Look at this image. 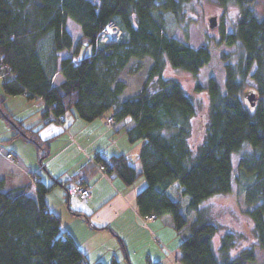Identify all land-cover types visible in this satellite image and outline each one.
Segmentation results:
<instances>
[{"label":"trees","instance_id":"16d2710c","mask_svg":"<svg viewBox=\"0 0 264 264\" xmlns=\"http://www.w3.org/2000/svg\"><path fill=\"white\" fill-rule=\"evenodd\" d=\"M256 2L217 0L222 9L237 8L233 28L225 31L221 23L216 42L234 49L219 55L224 92L215 79L207 80L208 120L193 150L189 139L195 103L179 81L162 75L166 60L196 75L211 58L208 44L193 47L165 31L166 18L181 21L189 0H0V54L8 70L0 75L4 92L39 99L43 118L52 120L67 112L86 122L110 114L114 132L123 130L131 143L143 140L136 158L98 150L92 161L126 186L144 180L135 195L137 213L140 219L153 213L169 221L180 237L182 264H252L255 248L264 250V13L255 15ZM67 20L79 27L76 41ZM109 21L121 29L111 43L99 37ZM145 56L151 63L139 90L120 98L126 88L120 71L131 59ZM249 76L257 82L253 89H248ZM250 92L252 101L246 98ZM0 116L12 137L35 145L42 166L47 140L13 117L3 97ZM232 153L250 180L240 192L254 240L238 247L244 234L226 231L215 249L213 236L221 225L200 202L231 190ZM33 179L8 189L0 179V264H87L45 201L53 186L67 190V181ZM64 196L68 205V193ZM71 212L89 222L88 213ZM109 264L118 262L113 258Z\"/></svg>","mask_w":264,"mask_h":264},{"label":"crops","instance_id":"0c3cea01","mask_svg":"<svg viewBox=\"0 0 264 264\" xmlns=\"http://www.w3.org/2000/svg\"><path fill=\"white\" fill-rule=\"evenodd\" d=\"M2 80L0 76V97L6 102L8 99L21 100L28 105V110L31 109L25 113L22 112L24 110L11 112L13 117L20 119L26 127L37 130L40 139L47 140L49 150L45 159L47 168L43 175L36 164V159L39 158L37 150L31 163H25L21 153L14 147L4 151V155L7 152L12 153L14 170L10 173L12 175L9 181L0 176L3 188L33 183V175L46 184L51 176L58 177L60 181H67V187L76 179L82 178L83 184L90 190L88 197L76 199L73 195L71 197L75 193L66 190L68 205L63 207L55 199L56 194L54 198L49 192L45 195V201L59 215L61 228L72 236L83 252L87 264L97 261L109 264L113 258L118 264H182L179 261L178 248L180 237L169 221L155 217L147 220L146 224L141 222L135 206V195L144 186V180L139 178L134 184L126 186L119 178L107 177L92 161L94 152L98 150L110 154L123 153L130 158H136L142 143L135 141L131 144L123 130L114 132L111 124L105 123L106 115L86 122L74 112H67L63 122L66 130L60 132L62 129L56 120L43 118V104L39 99H27L23 94H6L2 88ZM32 115L34 117L29 122ZM72 151L75 152L73 157L67 158L68 152ZM59 157L63 160L58 162L62 168L55 170L53 163ZM33 194L34 186L29 191V195ZM71 210L88 213L89 222L74 215ZM118 238L123 243L124 251Z\"/></svg>","mask_w":264,"mask_h":264},{"label":"rangeland","instance_id":"374dc122","mask_svg":"<svg viewBox=\"0 0 264 264\" xmlns=\"http://www.w3.org/2000/svg\"><path fill=\"white\" fill-rule=\"evenodd\" d=\"M91 1L94 3L98 2V0ZM263 3L264 0H257L254 7L255 15L258 18L263 16ZM210 16H215L216 19V25L213 28H210L208 25V18ZM236 17L237 8L235 6H230L225 10L217 4V0H189L188 6L184 9L181 21L178 22L174 18L168 19V17L165 20V31L169 35L193 47H198L204 44H208L210 47L211 58L206 65L200 68L196 75L182 69L172 67L167 60L162 74L163 77H170L179 81L195 103L196 113L192 118V133L189 139L193 150H195L194 148H196L201 143L205 124L208 120L209 102L208 95L205 91L207 80L209 78L215 79L221 86L222 92H224V62L221 60L219 55L221 52H230L234 49V47L226 46L223 43H216L220 34L219 27L220 24L223 23L224 30L230 31L233 28V23L235 22ZM67 28L72 34L74 41H76L81 34L78 25L73 21L68 20ZM82 44L84 46L85 42ZM150 63L151 58L148 56H145L139 61L131 59L127 66L120 71L119 77L126 82V88L120 95V98H125L139 90L141 82L146 77L147 69ZM254 69L255 66L252 67L251 71H254ZM246 81L249 86L248 89H253L257 85V82L251 76H249ZM14 99L24 100L23 98ZM4 102L10 114L16 110H24L22 111L23 113L31 111V109H27L28 105L21 102V100L11 101L8 99L7 102ZM22 105L23 107H20ZM108 115L109 114H106V118ZM33 117L34 115L29 117V122H31ZM106 118L105 123L111 124L106 120ZM59 125L62 129L60 132H65L66 128L64 124L62 123L61 125L59 123ZM76 138H73V140L75 141ZM138 141L140 143L143 142V140ZM11 147L16 148L21 153V157L25 163H31L36 155L35 145L21 137H12V132L9 129L6 120L0 116V176L5 177L8 181L12 175L10 173H12L14 170L12 166L14 164L12 159L7 158L4 155V151L10 149ZM74 153V151L71 153L68 152L67 158L69 156L73 157ZM46 157L42 161L44 163L42 166L38 161L39 158L36 159V164L39 167V172L42 175L47 168L45 165ZM63 158L64 157L62 156L61 159ZM61 159L59 157L57 160H55V163H53L55 170L62 168V165L58 164L59 161H63ZM231 161L233 168L231 190L227 193L215 194L200 202V207L207 208L209 212H211V219L221 225L219 230L213 236V244L215 249H217L221 237L226 231H237L244 234L242 239L238 241V247L248 245L254 240V237L251 235L253 221L251 217L244 211L245 204L243 202V194L240 192L243 188V185H246V183H248L250 180L246 181L247 175L244 174V170L239 166V156L237 153L231 154ZM98 169L104 173V170H101L99 165ZM237 178H239V182ZM46 182L47 184H50L52 180L49 179ZM65 192L66 190L63 187L55 186L49 191V195H52L55 198L56 194L55 199L58 200L60 204L62 203L64 207V205H66L64 196ZM72 195L75 196L76 199L84 198L78 194H71V197ZM141 222L143 223L142 220ZM143 224H146V222ZM254 253L255 262L252 264H264V250L255 248Z\"/></svg>","mask_w":264,"mask_h":264},{"label":"built area","instance_id":"2783aa9c","mask_svg":"<svg viewBox=\"0 0 264 264\" xmlns=\"http://www.w3.org/2000/svg\"><path fill=\"white\" fill-rule=\"evenodd\" d=\"M121 34V29L113 22V21H109L105 27L103 28V30L101 31V33L99 34L100 40L104 41V42H115L116 40H118L119 36ZM3 56L0 54V75L1 72L7 70V66L6 64L3 63L2 61ZM56 121H58L61 125L64 121V116L63 115H59L55 117ZM106 120L109 123L113 122V117L109 114L106 118ZM5 156L7 158H10L12 160H14L13 155L11 152H7L5 154ZM99 168L102 170L103 167L102 165H99ZM67 189L69 191L74 192L75 194L81 195L82 197H88L90 194V190L87 186H85L83 184V180L82 178H78L76 179V181L72 182ZM155 215L153 213L147 214L144 217L141 218V220L143 221V223H145L147 220L154 218Z\"/></svg>","mask_w":264,"mask_h":264},{"label":"water","instance_id":"95a60500","mask_svg":"<svg viewBox=\"0 0 264 264\" xmlns=\"http://www.w3.org/2000/svg\"><path fill=\"white\" fill-rule=\"evenodd\" d=\"M208 25L210 28H213L215 25H216V19H215V16H210L208 18ZM246 98L249 100V101H252L254 100L255 96H254V93L250 92L246 95Z\"/></svg>","mask_w":264,"mask_h":264}]
</instances>
